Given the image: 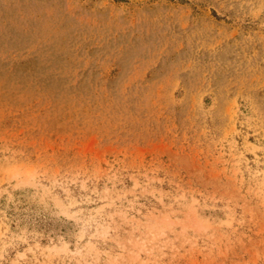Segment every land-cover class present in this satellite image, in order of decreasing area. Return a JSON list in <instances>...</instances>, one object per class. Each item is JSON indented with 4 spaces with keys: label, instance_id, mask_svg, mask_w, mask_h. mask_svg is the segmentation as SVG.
Instances as JSON below:
<instances>
[{
    "label": "rangeland",
    "instance_id": "1",
    "mask_svg": "<svg viewBox=\"0 0 264 264\" xmlns=\"http://www.w3.org/2000/svg\"><path fill=\"white\" fill-rule=\"evenodd\" d=\"M0 264H264V0H0Z\"/></svg>",
    "mask_w": 264,
    "mask_h": 264
}]
</instances>
